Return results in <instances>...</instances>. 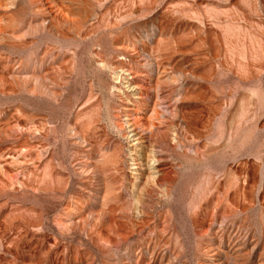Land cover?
<instances>
[{
	"label": "rangeland",
	"instance_id": "rangeland-1",
	"mask_svg": "<svg viewBox=\"0 0 264 264\" xmlns=\"http://www.w3.org/2000/svg\"><path fill=\"white\" fill-rule=\"evenodd\" d=\"M0 264H264V0H0Z\"/></svg>",
	"mask_w": 264,
	"mask_h": 264
},
{
	"label": "bare ground",
	"instance_id": "bare-ground-1",
	"mask_svg": "<svg viewBox=\"0 0 264 264\" xmlns=\"http://www.w3.org/2000/svg\"><path fill=\"white\" fill-rule=\"evenodd\" d=\"M120 69L126 74L123 81H125L124 85H126L128 90L126 107H124L125 112L127 113V118L124 125L128 130V136L129 139H131L132 144L130 150L132 152L131 166L134 168L133 175L136 176V179H141V182L144 183L143 185L147 186L150 183L156 185L163 179V173L165 172V169H161L163 158H160L163 157L164 154L162 151V155L158 156L157 147L163 143L161 144L164 145L163 149H168L173 143H175L177 140V134L174 130V122H170L171 124L166 127V131H162L159 124L148 118L143 113L145 103L144 94L141 92V87L137 85L139 72L135 68L127 67V64L125 66L123 63ZM182 74L187 76L185 72H182ZM166 94V92H161L158 96V100L161 101L160 105L170 104L172 101L171 97H169L170 95L167 96ZM188 94V89H186L183 95V100H188ZM162 115L163 113L155 111V119H160ZM185 132L188 133V129Z\"/></svg>",
	"mask_w": 264,
	"mask_h": 264
}]
</instances>
